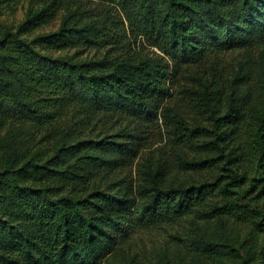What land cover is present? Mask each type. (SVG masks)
I'll list each match as a JSON object with an SVG mask.
<instances>
[{"label":"trees","instance_id":"trees-1","mask_svg":"<svg viewBox=\"0 0 264 264\" xmlns=\"http://www.w3.org/2000/svg\"><path fill=\"white\" fill-rule=\"evenodd\" d=\"M20 1L0 0V14ZM106 1L123 5L128 27H112L110 6L94 13L86 0H28L25 18L0 34V264H102L136 225L192 213L264 233V67L252 94L250 71L210 59L218 45L235 47L231 18L259 15L263 26L264 0ZM57 13L55 29L36 31ZM141 34L171 63L132 48ZM191 64L180 93L207 122L184 127L200 155L178 163L200 176L169 178L166 160L147 159L136 184L114 180L138 154L131 125L159 118ZM162 110L181 126L179 111ZM207 249L213 264L245 260L237 236ZM259 251L264 264V243Z\"/></svg>","mask_w":264,"mask_h":264},{"label":"rangeland","instance_id":"rangeland-1","mask_svg":"<svg viewBox=\"0 0 264 264\" xmlns=\"http://www.w3.org/2000/svg\"><path fill=\"white\" fill-rule=\"evenodd\" d=\"M86 1L89 9L95 10L97 7L94 13L102 12L105 6H110L111 13L114 14L112 27L118 23L120 25L121 20L128 27L126 11L121 3H112L106 0ZM28 6V0H21L14 9L2 11L0 14V34L6 32L7 29L15 30L25 18ZM229 15L232 16L231 13ZM257 16L259 15H254L250 21L244 16L231 18L232 31L235 34V47L228 48L224 44L218 45L210 58L230 70L243 66L247 71H250L252 78L246 81L244 88L251 89L252 94L258 93L255 79L264 67V22L261 28H257L256 23H254ZM242 20L245 21L242 22ZM59 22L60 15L57 13L48 21L38 25L36 31L53 30L59 25ZM244 22H249L248 26ZM218 42L216 41L215 44ZM131 47L142 54H161L171 63L169 55L155 45L154 39L150 36L141 34L137 39L132 38ZM195 65H183L181 67V73L176 77L172 93L163 102L160 116L156 121L151 123L138 122L139 127H134L135 124L131 125L137 140L140 137L139 144H137L139 147L138 154L133 162L122 169L120 173L118 172L119 169L114 172L112 175L114 180H118L124 175L127 178H132L136 184L140 178L141 165L147 159L166 160L169 178L177 177L180 180H187L190 177L200 176V172L185 170L178 163L180 154L193 157L198 155L200 150L198 145L187 143V135H181L182 131H186L184 127L199 120L207 122L206 114L201 113L200 108L191 103L190 100L183 98L179 89L184 82L189 81L186 76H189V71L195 68ZM167 105L182 114L181 126L174 119L165 121L164 110L162 109ZM177 125L179 131L175 130ZM5 132L6 128L0 131V135ZM83 135L88 134L83 133ZM194 140L197 144L198 140L196 138ZM213 171L211 168L203 172L210 176ZM236 236L242 241L243 248L246 249V253L243 255L245 258L243 264H261L259 250L264 243V233L253 237L251 227L245 222L237 223L235 219L230 218L228 223L223 226L215 218L209 219L195 213L175 222L161 225L148 227L141 224L136 225L119 239L117 251L107 257L102 264H213V255L208 253L207 249L209 244L213 243L222 248L225 246L228 248ZM223 261V264H231L232 260L225 256Z\"/></svg>","mask_w":264,"mask_h":264}]
</instances>
